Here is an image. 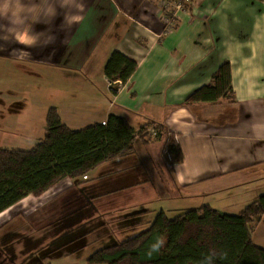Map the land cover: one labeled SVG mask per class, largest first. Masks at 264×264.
<instances>
[{"label":"crops","instance_id":"0c3cea01","mask_svg":"<svg viewBox=\"0 0 264 264\" xmlns=\"http://www.w3.org/2000/svg\"><path fill=\"white\" fill-rule=\"evenodd\" d=\"M83 2L77 24L65 25L61 12L50 24L35 23L30 35L0 38V112L8 113L0 115V147L38 141L55 106L74 130L105 123L111 113L125 117L134 151L0 212V264H28L33 255L43 256L34 264H87L96 249L136 234L161 212L217 209L233 190L251 191L246 203L264 193V0H195L169 25L158 0ZM114 50L135 65L117 86L104 74ZM226 60L232 92L187 101ZM39 82L51 89L49 99L39 100ZM146 123L144 142L137 133ZM250 226L264 248V213Z\"/></svg>","mask_w":264,"mask_h":264},{"label":"trees","instance_id":"16d2710c","mask_svg":"<svg viewBox=\"0 0 264 264\" xmlns=\"http://www.w3.org/2000/svg\"><path fill=\"white\" fill-rule=\"evenodd\" d=\"M135 65L114 50L104 74L116 86L134 72ZM231 69L226 60L207 84L196 89L187 101L213 102L231 93ZM138 135L146 142L147 126ZM136 133L125 117L111 113L105 123L74 130L62 123L55 106L48 109L42 138L29 149L0 147V212L27 195H40L66 177L79 178L103 162L134 151ZM170 146L178 161L179 145ZM264 213V193L238 213H227L209 205L187 208L174 217L159 213L143 230L109 246L96 249L87 264H202L215 249L226 252L210 264H264V248L252 239L250 223ZM163 239L159 251L151 245Z\"/></svg>","mask_w":264,"mask_h":264},{"label":"clouds","instance_id":"9594fccd","mask_svg":"<svg viewBox=\"0 0 264 264\" xmlns=\"http://www.w3.org/2000/svg\"><path fill=\"white\" fill-rule=\"evenodd\" d=\"M83 10V0H0V38L11 42L18 35H30L35 23L50 24L61 12L64 24L72 26L80 22ZM54 39V36L49 35L47 42ZM163 243V239H157L148 254L159 251ZM226 256V252L213 249L205 254L202 264H210L211 260Z\"/></svg>","mask_w":264,"mask_h":264},{"label":"rangeland","instance_id":"374dc122","mask_svg":"<svg viewBox=\"0 0 264 264\" xmlns=\"http://www.w3.org/2000/svg\"><path fill=\"white\" fill-rule=\"evenodd\" d=\"M34 79H36V78H34ZM30 81H31V79H30ZM46 83H48V80H46ZM17 85V84H16ZM49 85V84H48ZM48 85H46V86H48ZM14 87H15V84H14ZM20 88H22V85H21V87ZM35 88L36 89H38V88H40L39 89V93H41L42 94V96H40V98H39V100H47V99H49V97H50V94L52 93L51 92V89H49V88H47V87H44V84L43 83H37L36 85H35ZM2 104V102L0 101V105ZM5 105L6 104H3V106L5 107ZM26 104H25V108H26ZM9 107H11V109L13 110L14 109V107H13V105H9ZM48 109L49 108H47V112H48ZM47 112H46V115H47ZM3 114V115H2ZM39 114V112L37 111V109L35 110V112H34V115H35V118L31 121L32 122V128H34L35 127V125H37L38 123H39V121L37 120V115ZM0 115H2V116H8V113L7 112H0ZM45 120H46V118H45ZM14 123H15V121H10V122H6V123H2V125H3V127H8V126H13L14 125ZM38 141H35L31 146L30 145H27V147L28 148H19V149H29V148H31L35 143H37ZM4 148H6V147H4ZM229 191H231V189H228ZM246 193H252L251 191H248V192H245L244 193V195H242V196H238L237 195V192H235V190H233V191H231L230 193H229V195H227V196H223L224 198H222V199H219V200H217V202L215 203V206L216 207H218L219 208V210H221V211H223V212H227V213H238L240 210H242L247 204H249V203H246L245 201H244V198L246 197ZM34 196H38V195H34ZM246 203L245 205L243 204V203ZM214 208V207H213ZM217 208V209H218ZM176 212V211H175ZM168 215L167 216H169V217H174L176 214H178V213H167ZM145 228V227H144ZM92 234H88V235H86V240H85V245H79V250L80 249H82V248H85V247H88V244L90 243L89 242V240L92 238V236H91ZM110 239L111 240H113L112 239V237H110ZM122 240V239H121ZM110 242H111V244H114L113 242L114 241H109V243H107V244H110ZM80 246H82V247H80ZM107 246H109V245H107ZM47 252H46V255L48 254V252H49V250H46ZM37 257L39 258V259H43V256H32L30 259H29V261H28V264H34L33 263V261H35L36 259H37Z\"/></svg>","mask_w":264,"mask_h":264},{"label":"built area","instance_id":"2783aa9c","mask_svg":"<svg viewBox=\"0 0 264 264\" xmlns=\"http://www.w3.org/2000/svg\"><path fill=\"white\" fill-rule=\"evenodd\" d=\"M194 1L195 0H158V3L164 10L163 19L165 23L169 25L171 23V15L175 16L178 11L185 9L186 6L190 5ZM168 13H170V15ZM159 132L160 129L157 126H152L149 129L150 137H156ZM250 224L254 225L255 220H252Z\"/></svg>","mask_w":264,"mask_h":264}]
</instances>
